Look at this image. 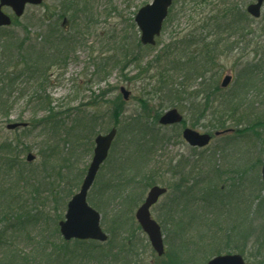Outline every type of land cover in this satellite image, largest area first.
<instances>
[{
  "label": "rangeland",
  "instance_id": "rangeland-1",
  "mask_svg": "<svg viewBox=\"0 0 264 264\" xmlns=\"http://www.w3.org/2000/svg\"><path fill=\"white\" fill-rule=\"evenodd\" d=\"M233 1L246 9L256 0ZM151 2L152 0H45L39 6L28 5L21 17H15L13 12L7 9V13L13 17L15 22L10 27L1 30L0 42L5 46L11 45L13 51L18 48L19 57L21 53L25 59L30 60L36 57L41 50H45L44 48L49 53H58L57 39L51 34L53 24L55 27L59 25L63 32L68 34L82 31L80 33L83 39L76 42L68 53L63 52L62 62L60 58L59 61L48 63L46 81L44 77H40L41 74H36L32 79L25 76L22 81L20 80L22 84L18 86L19 91L13 93L9 120L0 115V146L6 139L17 138L19 140V160L22 159L21 167L25 172L31 173L29 183L21 177L16 188L28 199L32 213H40L39 219L27 223L24 229L17 227L7 232L8 243L0 246V264H10L12 260L10 255L19 254L21 256L31 252L35 247L40 246L38 242L42 241L49 253L51 242H54L55 246L59 245L62 240L64 241L58 223L64 219L69 200L80 188V185L73 186L74 190L69 194L60 186L56 171L61 167L63 155L67 152L63 149V143L60 150L64 153L51 156L48 158L49 161L46 159L47 163L44 162V157L39 155L41 148L46 145L48 148L53 141L56 142L55 139L53 140L54 137L58 139L65 137L63 128V131L56 135L50 128H43L40 125L41 118L48 113L49 104L40 103L37 97L39 94H42L47 101H51L50 106L55 111L63 113L65 127L76 124L78 120H82L83 116L85 117L78 133H82L81 138H87L85 141H80L87 142L88 151L91 149V153L82 156L83 149L78 150V154L82 157L77 164L78 168L86 167L87 170L93 155L94 139L98 134H105L114 126L118 129L110 155L101 167L88 194V202L100 212L101 225L110 238L114 236H111L108 229L112 217L120 209H125L127 205L122 204V198L116 201L111 199L112 189L107 187V183L111 185L121 183L123 178L118 175L123 173L127 166L135 165L136 169H142L144 174L150 173L155 176L156 184L169 187L168 193L151 210L153 217L160 224L166 220L162 229L168 249L175 248L180 241L174 234L176 223L167 218L168 205H170L168 202L175 194L173 185L183 175L189 180V186L199 183V189L193 190L190 194L195 193L193 197L189 199L190 195L187 194L182 199L188 206L185 207L186 210L183 213L178 211L177 215H173V219H183L186 223L191 222L192 215L195 216L193 226L191 225L192 227L186 230L188 234H184V238L191 240V242H185L191 252L195 253L196 249L200 250L198 243L204 242L202 250L195 255L197 258L188 264H205L219 254L240 253L242 250L243 256L250 264L256 262L258 264L264 256V205H262L264 201V181L262 179L264 82L261 81L249 87L242 98L243 105L233 113L226 114L220 110L218 101H216L214 105L219 109L218 113L211 112L209 109L205 118L200 119L199 111L193 108L190 100L180 103L171 102L166 90L160 89L163 88L159 80L163 74L165 62L151 63V65L149 62L156 58L164 46L171 41L172 36L188 27L190 21L179 13L177 5L172 7L161 35L157 37V43L153 46H144L140 43L142 47H139L137 43L140 42V30L134 18L141 7ZM69 5L72 10H68ZM73 12L77 13L75 23L71 22ZM60 14L64 15L60 16ZM51 17L53 19L50 21ZM87 17L91 18L89 22H87ZM64 18H67V23L63 25ZM253 19L248 27L251 31H256V34L247 33L244 40L242 37L239 40L231 38L230 42H233L234 49L231 47L232 50H228L225 47L226 49L216 56V64L211 66L206 73L207 77L218 76L219 84L226 75H232V81L224 89L225 95L236 89L237 83L242 81L244 76L241 71L246 62L254 63L264 59V7L262 16ZM48 40L51 42H47ZM235 44L238 45L235 46ZM125 47H128V50H125ZM255 47L260 51L256 52ZM139 48L142 55L141 62L133 57V53L136 54ZM13 55L15 58L17 52L14 51ZM117 58L123 59L122 63L117 64L115 62ZM262 70L257 71L260 78L263 74ZM42 80L45 82L43 83ZM201 82L202 78L191 79L188 83L190 90L199 89ZM42 84L43 88H41ZM122 86L131 92L128 100L123 99L120 91ZM120 97L123 101V108L119 122L115 125L113 107L114 102ZM172 107L182 112L185 117L183 123L170 126L154 123L152 116L156 112L160 111L162 115ZM141 112L146 116L144 126L136 125L135 119ZM222 114H226L228 118L234 117V119L227 120L229 128L237 130L245 127L251 128L244 135H239L238 131H231L214 136L211 143L202 148L191 147L184 140L182 132L186 126L201 133L214 134L218 128L213 124L215 122L216 125V118ZM92 116H96V119H94V129L91 131L88 123ZM11 122H27L26 131L8 129L7 124ZM140 126L146 129L137 128ZM76 131H73L74 136H76ZM73 135L70 139L74 138ZM146 139H156L158 146L152 152L153 155L149 156V161L145 163V166L139 162L135 164L134 160L139 158V153H137L140 149L139 144H143V140ZM29 153L36 156L33 161H27ZM74 159L72 157V160ZM115 166L118 169L113 171ZM76 168L75 165L71 168L72 173L78 171ZM211 168L217 169L219 174L224 170L227 171L223 172L222 178L212 182V184L216 183L220 190L215 203L201 199L203 190L211 179ZM231 169H238V173ZM17 177V173L5 176V183L7 185L16 183ZM230 177H232V182L235 181L236 187H234V197L231 196L227 200L223 197L230 188L228 185L231 181ZM150 187L143 191L135 205H129V216L135 218L136 209L145 199ZM135 191L139 195L140 190L135 189ZM121 192L125 195L129 190ZM207 195L210 196L209 193ZM57 200L59 203L56 202ZM136 231L131 244H134L133 250L137 260L142 258L145 262L158 263L159 259L148 236L142 229ZM245 234H248L247 240H244ZM122 235L127 236V233L123 231ZM89 241L77 245L71 240V249L74 248L75 253H82L85 248L89 249L93 246ZM96 243L100 242L95 241ZM100 244H103L102 248L109 247L105 243ZM8 251L9 255L4 258V254ZM17 261L19 262L15 264L21 262L20 259ZM24 263L21 262V264ZM59 264H98V262L93 258L78 257L70 262L65 259L61 260Z\"/></svg>",
  "mask_w": 264,
  "mask_h": 264
},
{
  "label": "trees",
  "instance_id": "trees-1",
  "mask_svg": "<svg viewBox=\"0 0 264 264\" xmlns=\"http://www.w3.org/2000/svg\"><path fill=\"white\" fill-rule=\"evenodd\" d=\"M176 5L179 7V13H182L185 18L189 19L190 23L188 27L179 33L177 32L175 36H172L171 41L164 46L163 50L157 54L156 58L152 62H149V65H151V63L157 64L165 62L162 71L163 74H161V79L165 82L161 79L159 80L160 84L163 86V88L160 89L162 91L164 89L166 90L167 97L169 100H172L171 102L180 103L190 100L193 108L196 109V111H199L200 119L205 118L209 109H211V112L215 113H218V108L226 114L230 112L233 113V111L236 112L243 105L242 98L246 95L249 87L258 84L261 81L264 82V59L258 60L254 63L246 62L241 71L244 76L242 81L237 83V86L235 87L236 89H233L226 95L224 94L225 88L221 87L219 84L218 76L207 77L206 73L210 70L211 66L216 64L217 55L223 52L226 48L232 50L234 44L233 42H230L231 38L239 40L240 37H242L244 40L247 33H250L251 35L256 34V31H251V28L248 27L254 19L248 14L244 7L240 6L238 2H234L233 0H174L172 7L174 8ZM68 10H72L71 5L68 6ZM62 15L64 14H60V16ZM53 17L49 18V20L51 21ZM72 17L71 22L75 23L77 13L73 12ZM87 18V22H89L91 18ZM65 19L67 20V18H64V20ZM52 26L51 34L55 36V39H57L56 42H58L57 55L47 52V49L44 48L45 50H41L36 57L27 60L21 55V53L19 57V49L17 48L14 50L17 52V56L14 58L12 46L9 44L5 46L0 42V115L7 120H9L10 110L13 104V93L19 91L18 86L19 84H22L21 81L24 77L28 76L32 79L35 78L36 74H41L40 77H44L46 81L48 63L56 60L59 61L60 58H62V62L63 52L68 53L74 47L76 42H79L80 40L82 41L83 39L80 33L82 31H78L76 34H68L64 33L62 27L59 25L55 27L53 24ZM2 29L3 28L0 27V33H2ZM47 42L51 41L48 40ZM238 44H235V46ZM137 45L142 47L140 42L137 43ZM125 50H128V47H125ZM254 50L256 52L260 51L257 47H255ZM126 52L128 53V51ZM140 52L141 50L139 48L136 54L135 52L133 53L134 59L138 62L142 61V55ZM122 60L123 59L117 58L115 59V62L120 64L122 63ZM259 70H262L263 72V74L261 73V78L258 77L259 73H257V71ZM193 78H202L199 89H196L195 91L190 90L191 88L188 84ZM45 81L42 80L43 83ZM41 86V88L44 87L43 84ZM37 97L39 98L40 103L49 104L47 106L48 113L41 118L40 125H42L43 128H50L52 133H55L56 135L60 134V131H63V129L65 131V137H61V139L54 137L53 140L55 139L56 142L53 141L48 148L47 145L46 147L41 148L39 155L43 156L45 159L44 162L47 163V161L50 160L48 158L51 156H59L62 152L60 146L63 143V149H66L67 152L63 155V163L56 172L57 178L60 181V186L70 194L74 190L73 186L78 187L81 184L86 171V167L78 168L79 165L77 164L82 158L80 154H78V150L80 148L83 149L84 154L81 151L82 156L91 153V149L88 151L87 142L80 141H85L87 138H81L80 134L82 133H78L84 123L83 121L85 120V117L83 116L82 120H78L76 124L65 127L66 122L63 119V113L61 111H55L54 108L50 106L51 101H47L42 94L37 95ZM216 101H218L219 104L218 108L214 105ZM142 106L144 107L145 104L143 103ZM122 108L123 101L120 97L114 102L113 107L115 125L119 122ZM226 114H222L219 118H216V125L215 122L213 124L214 127L218 128V131L229 129L227 126V120L234 119V117L228 118ZM160 116V111L152 116L154 123L157 124ZM145 117V114L141 112L139 116H137V119H135L136 125H146L144 121ZM89 119L90 122L88 123V126L92 131L94 129V119H96V116H92ZM142 126L137 128L145 130L146 127ZM250 128L251 127H245L241 130L234 129V132L238 131L239 135H244ZM18 129L26 131V127H19L15 130ZM73 131H76V136L73 135ZM227 133L228 132H225V134ZM71 135H73L74 138L70 139ZM156 142V139H146L143 140V144H139L140 149H138L137 152L139 153V158L136 161L134 160L135 164L139 162L141 165L144 164L145 166V163H148L149 156L153 155L152 152L155 150V147L158 146V142ZM18 149L19 140L17 138L6 139L0 146V246L8 243L6 235L10 229L17 227L24 229V226L27 223L34 222L40 217L39 212L37 214L32 213L33 210H31L28 205V199L16 188L21 177L27 183H29L31 179V173L29 171L25 172L21 167L22 159L19 160L20 156ZM72 157L73 159L75 157V159L72 160ZM46 159L48 160L46 161ZM74 165L77 167L76 169L78 171L72 173L73 170L71 168ZM117 169L118 168L115 166L113 171H116ZM141 170L142 169H136L135 165L127 166V168L124 169V172L118 175L120 178H123L121 183H116L114 185L107 183V187L112 189L111 199L116 201L122 198V204L127 205L125 209H120V211L115 213L109 223V233L111 236H114L111 238L109 237L108 241L105 242V245L109 246L108 248H102L103 244H95L94 240H90L89 242L93 246H90L89 249L85 248L82 253H75L73 251L74 248L71 249L70 241L62 240L59 245L56 244L55 246L54 242H51L50 252L47 253V247L41 241L38 242L40 243V246L35 247L31 252L25 255H10L12 258L10 264L19 262L17 261L19 259L22 263L25 262L26 264H59V261L61 260L65 259V261L70 262L78 257L82 259H96L98 264H154L155 261L145 262L142 258L137 260L138 258H136L133 250L134 244H131V241L137 232L136 230L141 231V227L134 217L129 216V205H135L140 199L141 194H143V191H145L147 187L156 184L155 176L150 173L144 174ZM211 171V179L209 177L210 180L207 182V186L203 190V196L201 199L210 203H215V198H218V191L220 190L216 183L212 184V182L222 178L227 171L224 170V173L221 172V174H219V171L214 168H211ZM231 171L237 172L238 169H231ZM12 173L18 174L17 181L16 183L7 185L5 183V176H9ZM231 178L232 177H230L229 180H231ZM233 178L235 179V177ZM211 184L212 186L209 189ZM228 185L230 188L224 193L223 197L224 199L227 198V200H229L231 196L232 198L234 197V187H236L235 181L232 182V180ZM198 186L199 183L189 186V180H187L184 175L173 185L175 194L168 202L170 205H168L167 218L171 222L174 221L176 223L177 227L174 234L180 239V241L175 248H166V252L163 256H158L156 254L157 259L160 260H158V263L156 264H188L193 262L194 258H197L195 257L197 252L202 250L204 242H202V244L200 242L198 243L200 250L196 249L195 253L194 251L191 252L190 248L185 243L186 241L191 242L190 238H184V234L187 233L186 230L189 229L188 227L191 228L193 226L195 216H191L190 223H186L183 219H173V215H177L178 211L183 213V211L186 210L185 207L188 206L185 204L186 201L182 199H184L187 194L190 195L193 190L196 191L199 189ZM135 189L140 190L139 195L136 194ZM123 190H129V192L126 194L124 193L125 195H123V192H121ZM222 190L223 189H221V191ZM207 193H209L210 196L207 195ZM194 195L195 193L190 195L189 199ZM56 202L59 203L58 200ZM183 205L185 206L181 207ZM262 205H264V201ZM165 223L166 220H164L161 225L164 226ZM123 231L127 233V236L122 235ZM247 235L248 234H245L244 240L248 239ZM72 241L77 245L88 243V240L75 239ZM115 241L116 243L114 244ZM96 248L101 250H97ZM240 254L244 255L243 250L240 251ZM7 255H9V251L4 254V258ZM129 257L130 259H128ZM21 262L19 264H21ZM258 264H264V256L261 257Z\"/></svg>",
  "mask_w": 264,
  "mask_h": 264
},
{
  "label": "water",
  "instance_id": "water-1",
  "mask_svg": "<svg viewBox=\"0 0 264 264\" xmlns=\"http://www.w3.org/2000/svg\"><path fill=\"white\" fill-rule=\"evenodd\" d=\"M43 0H0V26H9L12 23L10 15L3 11L4 6L10 7L17 17H21L27 5H39ZM173 0H152L141 7L135 15V22L141 32L140 40L144 45H155L156 38L161 34L163 24L168 16ZM264 7V0H256L247 6V12L254 18H260ZM232 80V75H226L221 83L222 87H227ZM121 92L125 100L129 99L131 92L124 86ZM183 114L176 108H170L160 117L159 123L162 125H172L182 123ZM26 123H10L8 129H15ZM228 132L229 130H225ZM225 131H217L215 135H220ZM117 135V128L113 127L106 134H99L95 138V148L92 160L87 169L81 187L73 195L67 205V211L63 220L59 222L60 232L66 240L71 239H92L100 242L108 240V234L101 226V214L88 202V193L95 182L101 165L107 159L114 139ZM183 138L191 146L205 147L210 144L212 135L201 133L193 128L186 127L183 130ZM33 153L27 155L28 161L35 159ZM262 179L264 181V163L262 166ZM168 188L161 185H153L144 201L137 208L135 217L142 230L147 234L149 241L159 256L165 253L164 235L161 225L153 218L151 208L166 194ZM48 264V263H45ZM206 264H249L240 253L220 254L211 258Z\"/></svg>",
  "mask_w": 264,
  "mask_h": 264
},
{
  "label": "flooded vegetation",
  "instance_id": "flooded-vegetation-1",
  "mask_svg": "<svg viewBox=\"0 0 264 264\" xmlns=\"http://www.w3.org/2000/svg\"><path fill=\"white\" fill-rule=\"evenodd\" d=\"M7 9H10V8H9V7H4V8H3L4 12L7 13V12H8ZM10 10H11V9H10ZM11 11H12V10H11ZM7 14H9V13H7ZM168 189H169V188H168Z\"/></svg>",
  "mask_w": 264,
  "mask_h": 264
}]
</instances>
